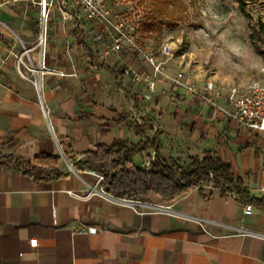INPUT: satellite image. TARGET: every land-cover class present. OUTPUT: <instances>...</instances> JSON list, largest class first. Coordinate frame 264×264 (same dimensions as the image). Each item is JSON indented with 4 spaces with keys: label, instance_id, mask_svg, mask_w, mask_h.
<instances>
[{
    "label": "crops",
    "instance_id": "1",
    "mask_svg": "<svg viewBox=\"0 0 264 264\" xmlns=\"http://www.w3.org/2000/svg\"><path fill=\"white\" fill-rule=\"evenodd\" d=\"M19 1L0 2L4 152L25 160L71 152L78 162L98 144H137L155 137L166 161L187 166L191 157L211 152L230 164L252 197H264V136L226 115L229 88L207 93L203 79L188 77L213 99L210 103L185 90L177 97L172 81L159 76L156 92L146 100L147 86L136 79L142 72L131 55L111 51L107 36L91 46L74 35L88 30L77 3L78 8L67 0L64 7L58 0L59 16L53 14L38 53L35 36H28L34 24L14 18ZM64 10L70 19L63 17ZM13 29L26 36H8ZM24 54L37 63V69L32 61L30 66L40 72L43 99L37 77L18 72ZM147 68L143 75L151 73ZM164 86L172 89L170 95L162 93ZM132 124L142 126L144 136ZM152 150L135 162L143 167ZM67 160L75 171L63 159L67 176L52 181H34L18 169L0 170V264H264V205L250 203L247 215V202L220 192L212 182L170 203L156 194L147 201L118 199L101 191L96 172ZM89 227L96 232H87Z\"/></svg>",
    "mask_w": 264,
    "mask_h": 264
},
{
    "label": "rangeland",
    "instance_id": "2",
    "mask_svg": "<svg viewBox=\"0 0 264 264\" xmlns=\"http://www.w3.org/2000/svg\"><path fill=\"white\" fill-rule=\"evenodd\" d=\"M44 0H20L15 19L27 26L39 23V33H29L34 37V46L39 53L43 22ZM49 15L46 29L49 28L53 14L58 17L60 8L55 7L58 0H47ZM71 6L78 8L75 0ZM111 0V8L116 17L131 21L137 28L141 46L152 52L159 61L164 62L165 74L161 79L171 81L177 72L183 71L186 78L204 82L213 80L218 89L232 86L246 87L264 81V0H247L245 13L236 0ZM54 4V5H53ZM159 8L161 12L154 9ZM73 7V8H74ZM88 30L79 29L86 42L96 46L102 39L99 25L87 21ZM24 30H9L8 36H26ZM79 32V33H80ZM47 36V34L45 35ZM172 43L174 57L167 59L161 52L163 44ZM121 55H131L140 66L139 75L148 72V64L141 53L124 45ZM19 59L18 72L34 80L38 77L30 66L28 54ZM20 57V58H21ZM39 57V56H38ZM36 58V60L38 59ZM32 69V70H29ZM137 74H135L136 77ZM166 84V83H165ZM163 84V85H165ZM170 86V85H169ZM172 90V89H171ZM170 87H163L162 93L170 95ZM174 92V91H173ZM178 94L177 97L184 96ZM141 156L136 157V162Z\"/></svg>",
    "mask_w": 264,
    "mask_h": 264
},
{
    "label": "trees",
    "instance_id": "3",
    "mask_svg": "<svg viewBox=\"0 0 264 264\" xmlns=\"http://www.w3.org/2000/svg\"><path fill=\"white\" fill-rule=\"evenodd\" d=\"M145 0H141L140 4ZM242 12L245 13L247 0H236ZM158 12L159 8L154 6ZM31 29L40 32L37 22ZM75 36H80L74 31ZM127 121L126 117L120 118ZM131 128L138 136H144V130L139 124H132ZM154 148L157 156L150 168L139 166L135 157L144 154L148 148ZM156 138H149L146 142L137 144L118 140L112 145L98 144L86 153V159L75 162L76 155L66 153V158L74 161L80 169H88L104 176L102 188L111 196L131 201H147L152 194L158 195L165 202H173L184 196L192 189L212 182L220 192H236L238 197L247 203L264 205V197H252L243 187L241 178L236 177L230 164L219 156L207 152L203 158H190V164L180 165L176 161H166L159 154ZM62 157L54 154L42 153L33 160H25L13 153H6L0 147V170L18 169L37 182L52 181L67 176L62 171Z\"/></svg>",
    "mask_w": 264,
    "mask_h": 264
},
{
    "label": "built area",
    "instance_id": "4",
    "mask_svg": "<svg viewBox=\"0 0 264 264\" xmlns=\"http://www.w3.org/2000/svg\"><path fill=\"white\" fill-rule=\"evenodd\" d=\"M10 0H0L1 3L9 2ZM80 6L81 11L88 21H94L101 24L103 32L98 35V39L104 36L111 42V51L120 53L123 50L124 45H127L142 54L144 60L151 67L152 71L148 75H136L137 80H143L146 83L147 91L144 94V99L150 100L153 94L157 90L159 76L165 74L164 62L159 61L158 58L148 50L144 49L140 44V37L137 35V28L131 21H126L116 17L111 8V0H75ZM62 5L65 7L68 5L67 0H63ZM43 18L45 19V25L48 21L49 15L46 13L48 3L44 0L43 3ZM63 17L70 19L72 15L63 11ZM47 30V29H46ZM46 35V34H45ZM45 36H40V45L45 46ZM162 54L170 59L174 57V48L172 43H166L162 45ZM44 67V65H43ZM30 69V68H29ZM32 70V69H30ZM40 76L38 70H33ZM42 74V73H41ZM173 89L176 91L185 90L193 96L203 98L205 101L212 103V98L206 95L205 92L218 95L216 84L213 80H208L205 83L204 91L198 90L193 82H190L183 71H179L171 77ZM227 101L229 108L225 111L226 115L237 122L242 128L257 132L264 136V81L255 82L246 87L232 86L227 93ZM149 155L144 159V168H150L153 160L157 156V152L154 148ZM71 171L72 168H70ZM97 183L101 184L104 180V176L97 174ZM101 191L106 193L102 188ZM233 196H238L236 192L231 193ZM149 206L148 203L138 202ZM245 214H252L253 206L250 203L244 205ZM89 233H95V227H89L86 230Z\"/></svg>",
    "mask_w": 264,
    "mask_h": 264
},
{
    "label": "water",
    "instance_id": "5",
    "mask_svg": "<svg viewBox=\"0 0 264 264\" xmlns=\"http://www.w3.org/2000/svg\"><path fill=\"white\" fill-rule=\"evenodd\" d=\"M46 34V25H45V19L43 18V22H42V35L41 36H45ZM40 77V76H39ZM35 84L38 88L40 97L43 99V94H42V90H41V82L40 79L37 77ZM63 159L68 163V165L70 166V168H72L73 171H75V168L68 162V160L66 159V157L64 155H62Z\"/></svg>",
    "mask_w": 264,
    "mask_h": 264
}]
</instances>
